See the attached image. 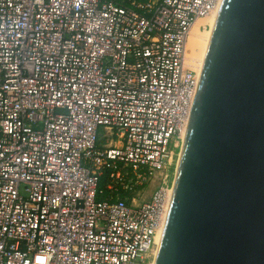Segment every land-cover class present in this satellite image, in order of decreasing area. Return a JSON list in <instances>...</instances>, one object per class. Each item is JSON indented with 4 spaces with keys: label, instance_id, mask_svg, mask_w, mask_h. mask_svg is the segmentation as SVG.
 <instances>
[{
    "label": "built area",
    "instance_id": "obj_1",
    "mask_svg": "<svg viewBox=\"0 0 264 264\" xmlns=\"http://www.w3.org/2000/svg\"><path fill=\"white\" fill-rule=\"evenodd\" d=\"M218 2L0 0V264H147Z\"/></svg>",
    "mask_w": 264,
    "mask_h": 264
},
{
    "label": "water",
    "instance_id": "obj_2",
    "mask_svg": "<svg viewBox=\"0 0 264 264\" xmlns=\"http://www.w3.org/2000/svg\"><path fill=\"white\" fill-rule=\"evenodd\" d=\"M154 264H264V0H219Z\"/></svg>",
    "mask_w": 264,
    "mask_h": 264
},
{
    "label": "bare ground",
    "instance_id": "obj_3",
    "mask_svg": "<svg viewBox=\"0 0 264 264\" xmlns=\"http://www.w3.org/2000/svg\"><path fill=\"white\" fill-rule=\"evenodd\" d=\"M214 13H215V11L211 15H209L203 19H200L201 21L198 20L196 22L194 28L191 30L190 35H189L188 40H187V48L189 50V55H190L189 57L192 60V64H193L192 67L196 69L197 75L199 72V68H200V64H201V59H202V55H203V51H204V47H205V43H206L208 31H209V27H210ZM199 21H200V23H198ZM203 26H205L207 28L206 32H202L201 28ZM184 129L182 130L181 135H180L181 140L183 138ZM170 191H171V189L169 190V195H170ZM161 232H162V230H160L155 236V241H154L155 242V249L153 251V254H151V256H150V260L152 261V259H153L152 264H154L155 256L157 253V248H158L160 237H161Z\"/></svg>",
    "mask_w": 264,
    "mask_h": 264
},
{
    "label": "rangeland",
    "instance_id": "obj_4",
    "mask_svg": "<svg viewBox=\"0 0 264 264\" xmlns=\"http://www.w3.org/2000/svg\"><path fill=\"white\" fill-rule=\"evenodd\" d=\"M201 21V20H200ZM200 21L198 23H200ZM202 32H206L207 31V28L205 26H203L201 28ZM186 61L187 63L189 64V66L196 72V69L192 67V60L190 59V55H189V50L187 48V43H186ZM191 64V65H190ZM197 74V73H196ZM180 144L177 146V148L175 149L174 153L172 154V157L170 158L165 170L162 172V177L166 176V179H165V185H167L169 188L172 186V182H173V177H174V173H175V168H176V164H177V159H178V154H179V151H180ZM161 178L158 177L151 185H150V188L146 189L147 193L144 195V198L146 200L149 199L150 195L152 194V192L158 188L162 182L161 181ZM156 251V250H155ZM153 263V259L152 261L150 260V257H148L147 259V264H152Z\"/></svg>",
    "mask_w": 264,
    "mask_h": 264
},
{
    "label": "trees",
    "instance_id": "obj_5",
    "mask_svg": "<svg viewBox=\"0 0 264 264\" xmlns=\"http://www.w3.org/2000/svg\"><path fill=\"white\" fill-rule=\"evenodd\" d=\"M119 1H121V0H119ZM138 1H147V0H138Z\"/></svg>",
    "mask_w": 264,
    "mask_h": 264
}]
</instances>
